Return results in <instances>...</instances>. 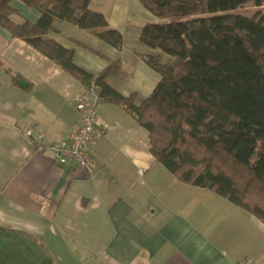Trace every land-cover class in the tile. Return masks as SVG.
<instances>
[{
	"label": "crops",
	"instance_id": "crops-1",
	"mask_svg": "<svg viewBox=\"0 0 264 264\" xmlns=\"http://www.w3.org/2000/svg\"><path fill=\"white\" fill-rule=\"evenodd\" d=\"M9 4L17 22L38 21L20 0ZM89 9L123 36L120 51L66 22L47 36L92 77L120 60L121 74L108 82L138 108L159 81L139 57V31L158 19L138 0H90ZM84 93L78 79L0 26V264H237L246 257L264 264V224L174 178L123 106L100 104V122L115 126L95 139L90 176L41 149L69 136L73 100Z\"/></svg>",
	"mask_w": 264,
	"mask_h": 264
},
{
	"label": "trees",
	"instance_id": "trees-1",
	"mask_svg": "<svg viewBox=\"0 0 264 264\" xmlns=\"http://www.w3.org/2000/svg\"><path fill=\"white\" fill-rule=\"evenodd\" d=\"M20 1L40 17L19 23L10 0H0V26L12 38L123 106L148 133L155 161L180 183L209 190L264 224V0H138L158 19L139 31L138 43L140 59L159 76L138 108L108 82L121 74L120 60L92 77L73 64L72 50L47 36L66 22L120 51L123 36L89 9L90 0Z\"/></svg>",
	"mask_w": 264,
	"mask_h": 264
},
{
	"label": "built area",
	"instance_id": "built-area-1",
	"mask_svg": "<svg viewBox=\"0 0 264 264\" xmlns=\"http://www.w3.org/2000/svg\"><path fill=\"white\" fill-rule=\"evenodd\" d=\"M102 102L95 83L91 81L85 93L73 100L72 106L77 113V122L69 136L63 141L40 148L51 152L59 166L90 176L93 172L92 145L98 136H104L115 126H106L100 122L99 107ZM24 134L38 144L43 140V135L37 131L27 130ZM237 264H258V262L246 257Z\"/></svg>",
	"mask_w": 264,
	"mask_h": 264
},
{
	"label": "rangeland",
	"instance_id": "rangeland-1",
	"mask_svg": "<svg viewBox=\"0 0 264 264\" xmlns=\"http://www.w3.org/2000/svg\"><path fill=\"white\" fill-rule=\"evenodd\" d=\"M244 8L250 10L251 13H250L248 16L251 17V16L253 15L252 12L255 11V9L253 8L252 4H251V3L246 4V5L244 6ZM164 61H165V62H168V61H169V57L165 56V57H164Z\"/></svg>",
	"mask_w": 264,
	"mask_h": 264
},
{
	"label": "water",
	"instance_id": "water-1",
	"mask_svg": "<svg viewBox=\"0 0 264 264\" xmlns=\"http://www.w3.org/2000/svg\"><path fill=\"white\" fill-rule=\"evenodd\" d=\"M20 84L26 86V82L24 80H20Z\"/></svg>",
	"mask_w": 264,
	"mask_h": 264
}]
</instances>
